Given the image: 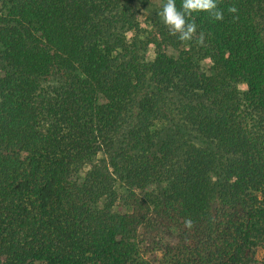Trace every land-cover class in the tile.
I'll list each match as a JSON object with an SVG mask.
<instances>
[{
	"label": "trees",
	"instance_id": "obj_1",
	"mask_svg": "<svg viewBox=\"0 0 264 264\" xmlns=\"http://www.w3.org/2000/svg\"><path fill=\"white\" fill-rule=\"evenodd\" d=\"M219 7L199 45L127 38L124 0H0V264H264V0Z\"/></svg>",
	"mask_w": 264,
	"mask_h": 264
},
{
	"label": "clouds",
	"instance_id": "obj_2",
	"mask_svg": "<svg viewBox=\"0 0 264 264\" xmlns=\"http://www.w3.org/2000/svg\"><path fill=\"white\" fill-rule=\"evenodd\" d=\"M229 13H237L235 5L228 7ZM205 12L214 21L224 19V10L219 7V0H181L177 7L176 0H166L157 13L161 22L167 27L169 34L176 36L179 41L189 42L195 40L197 44L203 45L205 34H197V24L194 14ZM238 17L234 16L233 19ZM186 228H191L193 223L190 219L184 221Z\"/></svg>",
	"mask_w": 264,
	"mask_h": 264
},
{
	"label": "rangeland",
	"instance_id": "obj_3",
	"mask_svg": "<svg viewBox=\"0 0 264 264\" xmlns=\"http://www.w3.org/2000/svg\"><path fill=\"white\" fill-rule=\"evenodd\" d=\"M126 1L134 14L135 21H136V30L135 31H128L126 33L127 38L131 39L133 36L137 39H143L146 37L150 31H152L154 22L160 20L158 17V12L161 9L163 0H124ZM161 21V20H160ZM154 48L152 44L146 46V56L147 59H151L153 54ZM117 210H123V206L121 203L117 204ZM161 254L151 255L148 254L145 257H149L152 264H166L164 259L161 258ZM262 255V250L258 249L255 253V258H259Z\"/></svg>",
	"mask_w": 264,
	"mask_h": 264
}]
</instances>
